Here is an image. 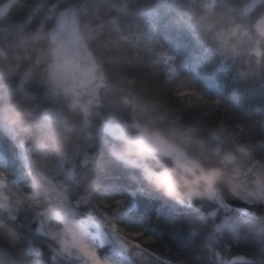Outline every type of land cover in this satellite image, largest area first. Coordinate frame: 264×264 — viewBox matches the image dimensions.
Returning a JSON list of instances; mask_svg holds the SVG:
<instances>
[{"label": "clouds", "instance_id": "1", "mask_svg": "<svg viewBox=\"0 0 264 264\" xmlns=\"http://www.w3.org/2000/svg\"><path fill=\"white\" fill-rule=\"evenodd\" d=\"M47 3L36 25H0V264H183L123 223L137 200L264 264V110H236L264 106V0H113L106 17L101 0ZM65 13L75 71L54 39Z\"/></svg>", "mask_w": 264, "mask_h": 264}, {"label": "trees", "instance_id": "2", "mask_svg": "<svg viewBox=\"0 0 264 264\" xmlns=\"http://www.w3.org/2000/svg\"><path fill=\"white\" fill-rule=\"evenodd\" d=\"M5 1L7 0H0V4ZM63 2L64 0H56L57 4ZM111 2L113 0L109 2L101 0L99 5L101 16L109 15ZM115 2H120V0H115ZM47 6V0H15L7 14L0 17V25L13 26L19 30H23L29 24L36 25ZM199 79L201 86L208 93L220 92V85L213 76H201ZM249 105H251L250 108ZM244 108H248L249 111L264 110V106L256 103L251 96L238 99L236 110L239 112ZM0 152L11 155L12 149L6 140L0 141ZM137 203L138 211L127 215L123 223L133 229H143L146 235L153 237L160 235L161 240L166 241L174 251L184 257L183 264H246L251 257L259 255L256 246L251 241L241 244L237 236L206 234L201 227H194L196 214L173 215L164 210L159 225H156L153 220L157 215L158 205L145 200H137ZM152 247L157 252L161 251L160 243ZM114 251L119 255L118 250ZM240 255H245L244 261H233L234 257Z\"/></svg>", "mask_w": 264, "mask_h": 264}, {"label": "snow or ice", "instance_id": "3", "mask_svg": "<svg viewBox=\"0 0 264 264\" xmlns=\"http://www.w3.org/2000/svg\"><path fill=\"white\" fill-rule=\"evenodd\" d=\"M65 20L61 26V31H67L70 35V39L64 40L59 33H54V39H59V54L63 57L65 64L68 65L69 69L75 71L79 67V61L83 59V56L79 50L82 47L81 38L78 34V26L74 19L69 20L67 13ZM261 33L264 34V28L260 29ZM94 71L93 68H88L87 73L91 75Z\"/></svg>", "mask_w": 264, "mask_h": 264}, {"label": "water", "instance_id": "4", "mask_svg": "<svg viewBox=\"0 0 264 264\" xmlns=\"http://www.w3.org/2000/svg\"><path fill=\"white\" fill-rule=\"evenodd\" d=\"M14 2H15V0H7V1H5V2H3V3L0 4V17H3L4 15L7 14V12H8V10H9L10 6H11ZM69 20H71L70 17H69ZM233 203H234V205L239 204L238 201H234ZM257 211H259V210L257 209ZM237 257H239V256H237ZM237 257H234V258H233V261H235V262H242V261H244V259L241 260V259H238Z\"/></svg>", "mask_w": 264, "mask_h": 264}]
</instances>
